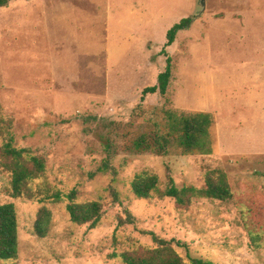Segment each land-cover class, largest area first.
<instances>
[{
  "label": "rangeland",
  "instance_id": "obj_1",
  "mask_svg": "<svg viewBox=\"0 0 264 264\" xmlns=\"http://www.w3.org/2000/svg\"><path fill=\"white\" fill-rule=\"evenodd\" d=\"M204 3L13 0L0 8V147L11 138L46 165L28 200L11 197L0 162V205L12 204L18 223L17 257L0 264H124V253L154 246L141 231L184 244L176 248L184 264H264V0ZM190 17L191 27L166 48V95L142 102L165 70L168 30ZM168 110L212 114L211 152L131 151ZM110 134L116 178L99 171ZM216 169L226 174L229 202L193 198L177 207L132 193L138 174L156 176L160 191L168 177L178 189H199ZM71 190L77 204L102 206L95 228L73 224L67 200L47 199ZM41 210L49 219L44 237L34 232ZM126 213L134 225L118 228Z\"/></svg>",
  "mask_w": 264,
  "mask_h": 264
},
{
  "label": "trees",
  "instance_id": "obj_2",
  "mask_svg": "<svg viewBox=\"0 0 264 264\" xmlns=\"http://www.w3.org/2000/svg\"><path fill=\"white\" fill-rule=\"evenodd\" d=\"M13 0H0L3 8ZM195 17L181 20L166 34V43L161 54L166 57L165 70L157 77V84L143 90L141 100L147 95L159 94L165 96L172 78L171 59L166 53V48L174 44L176 36L188 30ZM140 107V106H138ZM164 123L149 134H142L131 144L130 150L137 153L150 152L158 157H164L177 151L184 155L207 154L211 152L213 144L214 117L209 113H179L171 110L164 112ZM113 132V131H112ZM12 139L0 147L1 166L11 176V197L13 199H33L29 184L38 179L45 172V162L39 156L30 154L25 149L12 147ZM106 157L99 171H110L116 178L117 171L111 166L115 158L112 144V135L108 136L105 144ZM132 193L138 199H149L153 194L173 200L177 207H188L193 198H203L221 202L233 199L226 174L222 170L209 171L205 175L201 188L186 186L178 189L173 179L168 177L167 187L159 190V180L154 175L138 174L134 177ZM113 196L116 195L113 193ZM77 191L71 190L67 194L55 192L47 199L61 202L67 200V212L70 221L78 226L89 225L95 228L102 216V206L98 202L77 204ZM116 198V197H115ZM43 200V199H42ZM44 201V200H43ZM48 212L41 210L34 225V232L39 237H44L47 230ZM134 218L130 213L126 217L118 218V228L125 225H134ZM264 226V225H263ZM264 232V230H262ZM141 235L150 237L152 248H140L131 253L122 255L124 264H184L178 256L176 248H185V245L174 241L165 240L152 232L141 231ZM253 237V236H252ZM258 239L257 235H254ZM18 253V223L15 208L12 204L0 205V261H9L17 257ZM190 264H211L201 258H192Z\"/></svg>",
  "mask_w": 264,
  "mask_h": 264
},
{
  "label": "water",
  "instance_id": "obj_3",
  "mask_svg": "<svg viewBox=\"0 0 264 264\" xmlns=\"http://www.w3.org/2000/svg\"><path fill=\"white\" fill-rule=\"evenodd\" d=\"M201 6H204V0H200Z\"/></svg>",
  "mask_w": 264,
  "mask_h": 264
}]
</instances>
